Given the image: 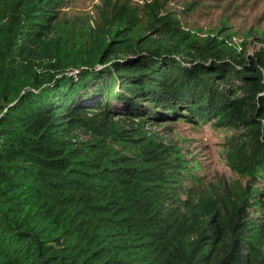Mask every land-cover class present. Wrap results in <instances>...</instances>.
<instances>
[{
  "label": "trees",
  "instance_id": "16d2710c",
  "mask_svg": "<svg viewBox=\"0 0 264 264\" xmlns=\"http://www.w3.org/2000/svg\"><path fill=\"white\" fill-rule=\"evenodd\" d=\"M66 3L0 0V264H264V55L228 71L167 0H106L101 28ZM182 122L246 128L233 193L145 133Z\"/></svg>",
  "mask_w": 264,
  "mask_h": 264
},
{
  "label": "rangeland",
  "instance_id": "374dc122",
  "mask_svg": "<svg viewBox=\"0 0 264 264\" xmlns=\"http://www.w3.org/2000/svg\"><path fill=\"white\" fill-rule=\"evenodd\" d=\"M134 3L143 4L152 0H133ZM191 0H167L166 11L176 14L183 26L197 33L203 40L207 36L224 39L227 50L224 58L216 60L223 63L228 69L242 70V66L252 65L253 59L264 55V0H203L213 3V7L201 8L204 12H187L185 9ZM106 0H67L66 8L62 9L64 21L76 22L77 26H84L86 20L93 27L101 28L105 14L101 10ZM110 6H105V10ZM148 35H150L148 33ZM157 39V36L153 37ZM180 57L177 58L187 68L200 63H211L214 59L204 56L200 59ZM103 66L99 65L98 70ZM261 81L264 84V66L261 67ZM229 86H227L228 90ZM224 91V89H221ZM224 93L231 101L234 97L229 92ZM246 94L240 91L238 97ZM96 97V96H95ZM249 98V97H247ZM259 96H257V99ZM251 103V102H249ZM252 104V103H251ZM256 110L255 106L247 107V117H251ZM242 123V122H239ZM230 128L226 133L216 129L213 125H199L195 122L167 123L160 126L147 124L145 133L148 137L162 143L169 150H178L194 167L192 172L210 190L224 196L226 192L232 191L239 182V175L231 168L229 154L233 153L236 146H242L246 140V128ZM166 127L170 129H166ZM82 135L80 140H87ZM259 189L263 191L264 184ZM232 196V195H231Z\"/></svg>",
  "mask_w": 264,
  "mask_h": 264
}]
</instances>
